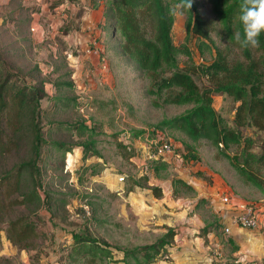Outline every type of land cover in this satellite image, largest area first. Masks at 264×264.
<instances>
[{"label": "rangeland", "instance_id": "rangeland-1", "mask_svg": "<svg viewBox=\"0 0 264 264\" xmlns=\"http://www.w3.org/2000/svg\"><path fill=\"white\" fill-rule=\"evenodd\" d=\"M85 2L9 0L8 4L6 0H0V18L15 9L27 14L35 7L44 13L42 18L46 29L36 34L31 33V25L28 31L22 25L18 27L11 22L0 21V48L14 70L37 67L33 81L43 80L46 89L52 94L58 92L54 86L57 79L74 82L73 91L69 88L64 90L77 96L78 105L71 102L67 107L45 113V137L66 142L81 140L82 136L76 129L59 126L55 121H85L87 126H94L93 138L101 154L99 157L90 156L84 163L80 148L66 156H61V152L55 148L44 150V187L52 192L53 199L49 207L41 208L33 215L40 231L35 240L36 247L20 249L3 235L0 241V264H86L68 258L70 231L85 224L96 236L113 245L151 243L167 230V222L171 217L167 210H172L168 208L169 200L163 197L165 194L156 197L152 188L160 186L164 191L174 185L176 190L171 195L174 198L191 197L195 193L173 184V178L178 175L173 163L156 172L149 166L153 161L151 157L143 162L141 154L124 159L117 152V138L126 140L133 129L145 130L146 135H149L156 122L180 114L190 105L166 103L162 97L147 93L146 80L131 67L117 69L113 49L106 50L105 47L106 33L99 22L100 11L84 7ZM195 2L203 15L213 16L207 0ZM43 3H47L45 9H42ZM82 9L85 12L80 14ZM186 35V16L176 11L172 25L174 42H183ZM214 40L218 46L223 44L216 35ZM92 45L97 46L98 51L89 55L85 49ZM189 46L193 60L197 63L211 62L216 51L214 47L198 46V37L193 33L189 34ZM185 60V56H179L180 66L184 65ZM195 79L200 85L207 84L203 76H196ZM238 104L226 93L214 95V107L222 120L231 127H234L233 118ZM50 106V100L45 99L43 107ZM238 130L241 143L231 144L225 149L235 162L240 163L244 146L248 144L252 152H264V131L252 126ZM170 136L176 155L181 158L179 166L189 169L191 176L203 175L208 169L216 172L243 196L245 202L264 210V190L245 183L226 157L215 158L216 150L207 139L199 144L192 143L194 149L187 151L183 144V139H187L183 134ZM136 141L147 142L148 139L136 138ZM148 150L151 152L154 148L148 147ZM26 157L27 147L0 156V171ZM195 161H200L203 168L192 167ZM96 162L99 163L96 168L85 169L83 166ZM141 175L148 176L149 180L144 181L141 187L128 190L130 177L139 178ZM121 176L124 177L122 181L119 180ZM18 212L27 213L29 210L22 206ZM93 217L100 221L93 220Z\"/></svg>", "mask_w": 264, "mask_h": 264}, {"label": "trees", "instance_id": "trees-1", "mask_svg": "<svg viewBox=\"0 0 264 264\" xmlns=\"http://www.w3.org/2000/svg\"><path fill=\"white\" fill-rule=\"evenodd\" d=\"M207 1L212 17L203 15L195 0L190 8L186 0H86V8L103 7L100 25L106 33V50L114 51L117 69L131 67L146 80L147 93L162 97L166 103L190 105L184 112L156 122L149 135L145 130L133 129L126 140L117 138V152L124 159H131L138 154L136 138L152 140L157 132L168 138L171 134H183L187 139H183L187 151L194 149L192 143L199 144L207 139L216 150L215 158L226 157L245 183L264 190V152H252L248 144L244 146L240 163L225 152L231 144L241 143L238 129L252 126L264 131V32L258 36L255 46L242 47L234 35L236 32L243 34L239 21L241 0ZM176 11L186 16L187 35L179 44L172 36ZM83 12L84 9L80 14ZM190 33L197 35L198 46L216 49L211 62L193 60ZM215 35L222 40V45L215 43ZM180 55L186 57L183 66L179 64ZM37 70V67L14 70L0 48V156L27 147L25 159L0 171V241L5 235L20 249L36 247L40 231L33 215L49 207L53 199L52 192L44 187V150L55 148L61 156H66L80 148L84 163L90 156L101 155L93 138L94 126H87L85 121H55L59 126L76 129L81 140L66 142L45 137L44 114L67 107L71 102L78 105V102L77 96L64 90H74L72 80L57 79L54 86L58 92L52 94L43 80L33 81ZM196 76H203L207 84L200 85ZM217 93H226L239 102L233 118L234 127L224 122L214 107ZM47 98L51 106L44 108L43 101ZM98 164L83 166L96 168ZM168 164L160 158L154 159L149 166L159 172ZM148 180L146 175L130 177L128 190L141 187ZM173 184L193 189L180 177L174 178ZM152 191L156 197L163 195L160 186L153 187ZM22 206L29 212H18ZM92 219L100 221L96 217ZM176 233L174 227H167L151 243L120 246L96 236L88 224L80 225L70 231L68 258L86 264H157L170 257L169 247ZM219 264L239 263L226 260Z\"/></svg>", "mask_w": 264, "mask_h": 264}, {"label": "crops", "instance_id": "crops-1", "mask_svg": "<svg viewBox=\"0 0 264 264\" xmlns=\"http://www.w3.org/2000/svg\"><path fill=\"white\" fill-rule=\"evenodd\" d=\"M8 1L6 0V3ZM46 5L47 3H43L42 9H45ZM34 8L27 11V14L17 12L15 9L9 12V15L1 17L0 21L11 22L18 27L22 25L24 28L27 27L28 31L31 25L32 34L41 33L46 29L42 18L44 13L39 11L40 8ZM99 11V22H101L102 6ZM147 142L135 143L138 148L137 155L141 154L143 162L151 157L153 160L159 158L167 160L168 167L173 163L178 171V175L174 178H183L195 192L191 197L174 198L171 197L176 190L174 185L164 189L163 197L169 200L168 208H172V210L166 209L171 214L167 224L168 227H174L177 233L172 246L169 247L171 260L163 259L157 264H219L226 260L239 264H264V210L259 209L258 228L235 224L232 221L235 211L233 206L235 202H245L236 189L226 183L219 174L209 169L198 177L191 176L189 169L179 166L181 158L171 154L155 155L154 150L149 152L148 147L153 148V145L149 140ZM195 163L192 167L203 168L200 161ZM224 196L230 197L229 203L223 201ZM227 226L230 227L229 232L224 230Z\"/></svg>", "mask_w": 264, "mask_h": 264}, {"label": "built area", "instance_id": "built-area-1", "mask_svg": "<svg viewBox=\"0 0 264 264\" xmlns=\"http://www.w3.org/2000/svg\"><path fill=\"white\" fill-rule=\"evenodd\" d=\"M86 53L89 55L95 54L98 49L93 48L92 46H89L85 49ZM159 133V134H158ZM157 132L156 137H154L152 140H150V143L154 148V152L159 155H176V151L173 145V140L171 138H168L163 133ZM120 181L124 180V177L121 176L119 178ZM223 201L229 203L230 197L224 196ZM234 214L232 217V221L240 226H244L247 228H258L260 225V210L259 208H256L248 203L245 202H235L234 204ZM226 232L230 231V227L227 226L224 229Z\"/></svg>", "mask_w": 264, "mask_h": 264}, {"label": "clouds", "instance_id": "clouds-1", "mask_svg": "<svg viewBox=\"0 0 264 264\" xmlns=\"http://www.w3.org/2000/svg\"><path fill=\"white\" fill-rule=\"evenodd\" d=\"M192 0H186L187 7H191ZM239 21L243 34L236 32L235 39L242 47L255 46L258 36L264 32V0H241Z\"/></svg>", "mask_w": 264, "mask_h": 264}]
</instances>
